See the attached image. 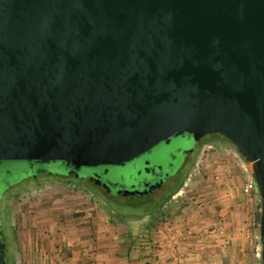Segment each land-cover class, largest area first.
<instances>
[{"label":"water","instance_id":"obj_1","mask_svg":"<svg viewBox=\"0 0 264 264\" xmlns=\"http://www.w3.org/2000/svg\"><path fill=\"white\" fill-rule=\"evenodd\" d=\"M208 135L252 172L264 264V0H0V162L108 169Z\"/></svg>","mask_w":264,"mask_h":264},{"label":"rangeland","instance_id":"obj_2","mask_svg":"<svg viewBox=\"0 0 264 264\" xmlns=\"http://www.w3.org/2000/svg\"><path fill=\"white\" fill-rule=\"evenodd\" d=\"M179 146L188 147L189 142L176 138L168 147L175 149ZM24 164L19 161L8 162L7 166ZM245 173L246 170L231 144H205L196 155L177 196L170 201L168 196L159 210L142 218H124L114 210L117 209L122 215L131 217L143 213L146 209L154 211V204L147 202L141 204L143 208L130 207L125 203H130L129 200L119 198V203H111L115 207L113 210L102 198L72 182L65 183L49 178L45 185L35 187L33 184L30 190L20 192L23 185L28 186L27 181L23 182L15 188V193H20L11 213V224L16 232L15 264H42V258L52 254L55 258L53 260L58 262L64 252H49L47 243L54 242L55 245L60 244L62 248L69 250L75 245V239L81 243L80 246L88 247L89 243L94 244L107 238L117 248H130L128 257L131 254L135 259H139L144 246L148 245L153 251L158 231L172 225L178 226L182 242L197 244L202 241L204 231H212L221 223L227 222L225 214L234 208L232 203L241 205L257 196L260 210L258 195L249 197L242 191ZM244 223L247 226L244 228L249 230L248 241L251 239L253 245L251 256L254 258L255 251L257 259L254 264H258L260 221L258 223L256 220L254 225H250L244 219ZM81 229L83 235L80 233ZM89 231L96 233L89 234ZM43 233L46 234V239ZM68 250L63 261L73 257ZM152 251H148L145 257L155 259ZM88 254L90 253L87 251L86 255Z\"/></svg>","mask_w":264,"mask_h":264},{"label":"flooded vegetation","instance_id":"obj_3","mask_svg":"<svg viewBox=\"0 0 264 264\" xmlns=\"http://www.w3.org/2000/svg\"><path fill=\"white\" fill-rule=\"evenodd\" d=\"M176 138L187 140L189 146L169 149L168 146ZM176 138H172L168 143L159 144L130 163L108 169L80 168L75 171L72 167L59 163L23 162L24 166H7L8 162L18 161L0 162V178L4 177L0 180V264H15L16 232L11 224L13 204L17 200V195L22 190H30L33 184L35 187L45 185L49 178L65 183L72 182L74 185L85 187L94 196L102 198L113 210L115 207L111 203L115 201L119 203V198L129 200L130 203L127 201L125 203L130 207L147 202L154 204L156 208L153 212L126 216L142 218L159 210L168 196L179 189L202 146L208 143L230 144L219 135H208L198 143H192L188 136ZM18 176L22 177L16 180L15 177ZM26 181L28 186L23 185V188L20 186L22 189L16 194L15 188ZM114 211L122 216L117 209Z\"/></svg>","mask_w":264,"mask_h":264},{"label":"crops","instance_id":"obj_4","mask_svg":"<svg viewBox=\"0 0 264 264\" xmlns=\"http://www.w3.org/2000/svg\"><path fill=\"white\" fill-rule=\"evenodd\" d=\"M232 205L234 206L232 211L225 214L227 215V222L221 223L218 228L212 231H204L202 241L197 242V244L182 242L183 238L180 237L181 233L178 226L169 225L171 227L165 226L158 231L159 234L154 239L153 251L148 245L144 246L141 249L143 252L139 259H135L131 254L128 257L127 252L130 251V248H117L107 238L97 239L96 243H89L90 246L88 247L80 246L81 243L79 244L75 239V245L70 244L72 246L69 250L62 248L60 244L55 245L54 242H48L46 247L49 252L59 251L61 253L62 251L64 253L58 262L53 260V254L46 256L45 259L42 258V264H254L257 259L256 253L254 251L253 258V253L251 254L253 245L251 239L248 241L249 230L244 228L247 227L244 219L250 225L255 224L257 213L260 211L257 196L241 205L237 203H232ZM81 231L82 229L80 233L83 235ZM88 233L94 234L96 232L89 231ZM43 236L46 239V234L43 233ZM255 249L257 250V248ZM67 250L73 254V257L63 261ZM86 250L90 254L86 255ZM148 251L153 252L155 259L145 257L148 255ZM123 255L124 258L115 257H122Z\"/></svg>","mask_w":264,"mask_h":264},{"label":"built area","instance_id":"obj_5","mask_svg":"<svg viewBox=\"0 0 264 264\" xmlns=\"http://www.w3.org/2000/svg\"><path fill=\"white\" fill-rule=\"evenodd\" d=\"M243 192L245 195L251 197L253 194H256L255 190V181L252 176V172L245 173L244 176V185H243Z\"/></svg>","mask_w":264,"mask_h":264},{"label":"trees","instance_id":"obj_6","mask_svg":"<svg viewBox=\"0 0 264 264\" xmlns=\"http://www.w3.org/2000/svg\"><path fill=\"white\" fill-rule=\"evenodd\" d=\"M66 178H68V177H66ZM142 205H137V206H134V207H136V208H143V207H141ZM156 208V207H155ZM155 208H154V210H155ZM151 211H149L148 209H146L142 214H146V213H150ZM153 212V211H152ZM122 216H125V215H122ZM126 217V216H125ZM259 221H260V213H258L257 214V222L259 223Z\"/></svg>","mask_w":264,"mask_h":264}]
</instances>
